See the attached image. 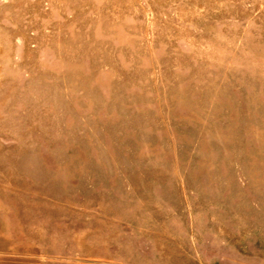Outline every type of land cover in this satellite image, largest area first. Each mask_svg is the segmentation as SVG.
Listing matches in <instances>:
<instances>
[{"label":"rangeland","instance_id":"rangeland-1","mask_svg":"<svg viewBox=\"0 0 264 264\" xmlns=\"http://www.w3.org/2000/svg\"><path fill=\"white\" fill-rule=\"evenodd\" d=\"M0 264H264V0H0Z\"/></svg>","mask_w":264,"mask_h":264}]
</instances>
